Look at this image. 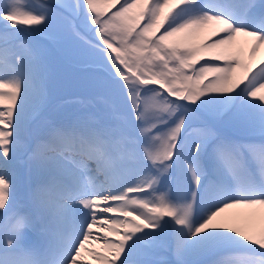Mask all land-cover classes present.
<instances>
[{"label": "snow or ice", "instance_id": "1", "mask_svg": "<svg viewBox=\"0 0 264 264\" xmlns=\"http://www.w3.org/2000/svg\"><path fill=\"white\" fill-rule=\"evenodd\" d=\"M258 218L264 0H0V264H264Z\"/></svg>", "mask_w": 264, "mask_h": 264}, {"label": "bare ground", "instance_id": "2", "mask_svg": "<svg viewBox=\"0 0 264 264\" xmlns=\"http://www.w3.org/2000/svg\"><path fill=\"white\" fill-rule=\"evenodd\" d=\"M210 36V32L206 31L201 35V39H205ZM261 223H264V220H261L260 218L257 219V225H260ZM95 264V262H93Z\"/></svg>", "mask_w": 264, "mask_h": 264}, {"label": "rangeland", "instance_id": "3", "mask_svg": "<svg viewBox=\"0 0 264 264\" xmlns=\"http://www.w3.org/2000/svg\"><path fill=\"white\" fill-rule=\"evenodd\" d=\"M150 87H158V86H150ZM165 95H167V93H165ZM169 99H173L172 97H169Z\"/></svg>", "mask_w": 264, "mask_h": 264}]
</instances>
